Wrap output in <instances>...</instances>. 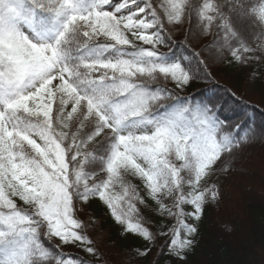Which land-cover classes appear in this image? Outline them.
I'll use <instances>...</instances> for the list:
<instances>
[{
    "label": "snow or ice",
    "instance_id": "obj_1",
    "mask_svg": "<svg viewBox=\"0 0 264 264\" xmlns=\"http://www.w3.org/2000/svg\"><path fill=\"white\" fill-rule=\"evenodd\" d=\"M185 23L181 47L211 36L205 51L264 59V0H0V264H88L62 249L98 256L77 215L92 198L186 258L218 162L229 171L253 128L176 91L195 72L161 49Z\"/></svg>",
    "mask_w": 264,
    "mask_h": 264
},
{
    "label": "trees",
    "instance_id": "obj_2",
    "mask_svg": "<svg viewBox=\"0 0 264 264\" xmlns=\"http://www.w3.org/2000/svg\"><path fill=\"white\" fill-rule=\"evenodd\" d=\"M191 27L185 23L176 32L173 47L161 49L169 55L185 57L195 72L191 84L176 91L181 97L210 99L222 106L223 114L241 126V134L253 128L249 141L231 157L230 170L221 171L223 164L218 162L216 174L211 178L220 191V211L226 225L216 220L213 201L208 203L201 219L193 222L197 228L192 237L194 243L181 260L169 252V236H158L154 242H148L127 233L116 223L107 206L92 198L87 204L77 205V215L86 222L87 234L95 242L98 256L88 255L75 246L62 249L88 264H262L264 260V59L238 64L226 54L218 55L214 49L205 51L211 36L193 35L181 47ZM200 60L204 61L203 65ZM253 77V101L250 102L245 100L243 89ZM133 183L139 185L140 181L133 180ZM138 207L151 222L148 225L151 230L157 232L160 218L142 205ZM171 223L165 221L166 225ZM137 250H147V255H140Z\"/></svg>",
    "mask_w": 264,
    "mask_h": 264
},
{
    "label": "rangeland",
    "instance_id": "obj_3",
    "mask_svg": "<svg viewBox=\"0 0 264 264\" xmlns=\"http://www.w3.org/2000/svg\"><path fill=\"white\" fill-rule=\"evenodd\" d=\"M255 82V77L251 78V80L244 86V93L246 95L245 100L246 101H250L252 102L253 99L251 97L252 94V90H253V84ZM214 204V213L216 216V220L221 224V225H226V221L223 218L222 214H221V202L220 199L218 198L217 200L213 201ZM262 264H264V260L262 262Z\"/></svg>",
    "mask_w": 264,
    "mask_h": 264
}]
</instances>
